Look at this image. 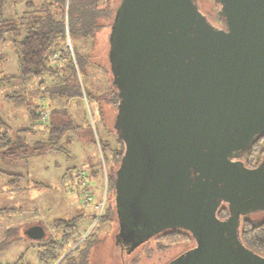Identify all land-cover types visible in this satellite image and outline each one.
<instances>
[{
    "label": "water",
    "instance_id": "obj_1",
    "mask_svg": "<svg viewBox=\"0 0 264 264\" xmlns=\"http://www.w3.org/2000/svg\"><path fill=\"white\" fill-rule=\"evenodd\" d=\"M215 1L224 26L197 0H122L115 12L124 149L114 200L149 233L190 232L196 245L169 264H264L239 239L240 215L264 208V159L253 168L239 160L264 136V0ZM25 234L40 239L44 228ZM118 234L130 250L141 240Z\"/></svg>",
    "mask_w": 264,
    "mask_h": 264
},
{
    "label": "trees",
    "instance_id": "obj_2",
    "mask_svg": "<svg viewBox=\"0 0 264 264\" xmlns=\"http://www.w3.org/2000/svg\"><path fill=\"white\" fill-rule=\"evenodd\" d=\"M23 1V5L18 2ZM122 0H0V40H4L5 35L12 33L17 38L18 72L15 75L22 80L27 78L35 79L36 87L42 88L41 91L46 94L47 106L41 108L49 110V115L45 122L41 121V108L37 105L27 103L24 91L10 92L3 96L10 101H16L25 106L28 111L30 124L21 128L9 131L6 121L0 113V155L12 159L25 160L28 156H36L45 151L67 150V147L74 136H77V128L80 123H74L72 117L66 109L70 99L75 100L78 107H83V120L86 122V132L90 138L84 142H94L98 144V150L103 156L104 162L109 158L105 154V149L111 148V142L108 139L103 142L99 136V131L95 127L91 130V120L94 116L99 120L100 126L111 135L115 142V148L109 149L111 158L110 168L106 167V189L107 193L111 191L110 200L107 206L100 208L99 214H94L96 222L110 221L116 224L115 228L122 227L124 233L145 231L139 244L149 239H157L160 246L167 247L180 242L193 240L189 231L183 228H166L155 233H149L148 228L137 220L130 219L121 211L114 200V180L115 171L123 155L124 142L116 131L118 124V96L113 62H111V25L115 22V12L121 5ZM214 5L218 3L214 0ZM23 10L20 15L6 17L4 7ZM53 13L60 14L58 19L53 17ZM20 10V9H19ZM201 12L202 9L200 8ZM213 10V8H212ZM210 12V11H209ZM209 12H205L207 19L213 23L209 17ZM217 21H221L218 11ZM23 29V33L19 30ZM67 37H72L82 44L77 51L76 44H69ZM81 52V53H80ZM98 74L102 80L98 79ZM81 78V81H80ZM82 78L87 80L88 87L82 85ZM1 80V77H0ZM97 81V83H95ZM93 82V83H92ZM34 83V84H35ZM103 85L105 89L99 90ZM84 97V99H82ZM45 98V97H44ZM82 99V100H81ZM52 100L60 102L57 106H50ZM106 107H105V106ZM108 107V108H107ZM39 108V109H38ZM37 122L39 124H37ZM40 124H44L47 134L46 138L36 136L34 133ZM95 136L92 138L93 134ZM34 134V138L29 139V135ZM80 136V135H79ZM79 138V137H78ZM81 141V140H80ZM109 158V160H110ZM264 158V136L255 138L249 149L241 154L239 160L243 166L248 168L256 167ZM98 168V167H97ZM92 169L91 173L95 176L99 173L98 169ZM6 184L11 186L12 190L20 188L22 185V174L15 172L11 175ZM41 186H45L40 182ZM47 187V186H46ZM8 188V190L10 189ZM106 193V195H107ZM109 194V193H108ZM97 205V204H96ZM248 211L241 215L239 224V239L253 252L264 255V214L259 219L249 217ZM217 217L223 219L229 213L228 207L223 202L218 210ZM81 214H75L72 217L55 218L53 226L59 231L61 240L52 236L48 242L50 245L45 253L39 259L51 260L56 264H85L89 245L96 242L100 237L96 232L87 231L83 238L76 235V222ZM116 222V223H115ZM119 224V225H118ZM137 230V231H136ZM15 227L6 228L2 235L5 237L0 241V248L9 245L18 236ZM118 233V232H117ZM124 235V234H123ZM123 235L118 234L119 246L131 247L132 242L124 239ZM109 240L112 237H108ZM80 239V240H79ZM127 242V243H126ZM134 247L137 248L140 245ZM71 248V249H69ZM133 249V250H134ZM40 253V252H39ZM178 254L171 257L166 264L171 263Z\"/></svg>",
    "mask_w": 264,
    "mask_h": 264
},
{
    "label": "rangeland",
    "instance_id": "obj_3",
    "mask_svg": "<svg viewBox=\"0 0 264 264\" xmlns=\"http://www.w3.org/2000/svg\"><path fill=\"white\" fill-rule=\"evenodd\" d=\"M197 1L202 11L206 13L210 11L208 16L211 17L212 22L217 23V26H222V22L217 21V12L214 13L218 9V6L214 5V0ZM18 5H23V1L18 2ZM18 8L20 10H14L8 5L5 6V16H19L23 8ZM54 10L55 8L52 9V13ZM53 17L58 19L60 14L53 13ZM19 31L20 33L24 32L23 29ZM4 38V40H0V113L6 121L9 131L12 132L30 124V119L24 105L6 99L3 96L4 94L10 92L22 93L24 91L26 100H28L27 103L31 102V105H37L35 108L38 106L41 108L43 104L46 105L48 99L45 96L46 94L41 91L42 88L38 89L36 87L38 84L36 85L34 78L22 80L15 76L18 72L17 51L19 48L14 40L17 38L9 32ZM66 40L69 44L73 40L77 51L81 50L82 47L79 48V46L82 44L77 38L72 37V40H70L67 37ZM101 77L98 74L97 78L102 80ZM82 85L88 87V82L84 78H82ZM103 89L105 87L101 85L99 90L103 91ZM78 99L80 98L74 97L65 104L68 113L72 117V121L81 125L80 128L76 129L77 136L75 135L70 144L66 146L67 150L60 149L59 151H54L49 149L42 154L29 156L28 162L22 159L18 164L15 163V159L0 155V171L4 170L7 175L11 170L13 173L22 174V185L20 188H16L14 191L8 185L1 187L3 191H0V195H5L6 199L9 200L5 203L7 208L4 210L7 211H0V214L4 212L3 215L5 217L3 221H11L16 218L17 214L21 215L22 221L17 224L16 228L17 234L21 235L25 233L28 223L38 222L44 228V235L40 239L26 237L22 239V237H19V239L13 240L7 247L0 248L1 264H56L57 262L51 263V260L44 259L42 261L41 259L39 261L38 259L50 246L48 244L51 240L50 234L55 233L54 236L57 235L56 232L58 230L53 226V220L62 217L69 218L75 214H81L75 224L76 235L80 239L91 229L100 236L96 242L89 245L85 264H166L171 257L179 255L180 252L194 245V240L162 247L157 239H149L144 241V243H138L140 246L135 249L133 248L134 250H130L127 248V245L123 247L117 243V232H119L120 228H115L117 226L116 222L114 224L108 220L95 223L96 218L93 215H98L101 210L100 207L107 206L109 202H112L109 197L111 191L108 194L106 189L105 172L106 167L110 168L111 166L108 150L115 148V142L112 140L111 135L109 136L110 133L108 134L102 126L99 127L101 124L95 116L94 119H90L91 130L93 132L95 123L101 140L105 142L108 139L111 142V148L105 149V154H107L110 160L106 158L104 162L97 143L83 141L89 139L90 136L86 132V122L81 117L83 116L84 106L78 107L75 104V100ZM59 104L60 102L57 100H52L50 106H57ZM37 124L39 123L37 122ZM44 128V124H40L39 128L36 126L37 131L34 134L46 138L47 134ZM34 134L29 135V139L34 138ZM94 136L95 133L92 138ZM3 164H7V167H3ZM91 168H97L99 173L93 176ZM7 175L0 172V179L4 181L5 178L7 179ZM37 181H42L45 186H36ZM8 188L10 189L8 190ZM96 204L99 207L95 208ZM263 214V210H258V212L249 213L248 216L259 219ZM0 230L2 231L1 228ZM16 232H13V236H15ZM144 235H147L145 231L135 236L134 240L142 239ZM4 237L5 234L0 237V241ZM108 237H112V239L109 240ZM38 250L40 252L39 255H37Z\"/></svg>",
    "mask_w": 264,
    "mask_h": 264
},
{
    "label": "crops",
    "instance_id": "obj_4",
    "mask_svg": "<svg viewBox=\"0 0 264 264\" xmlns=\"http://www.w3.org/2000/svg\"><path fill=\"white\" fill-rule=\"evenodd\" d=\"M29 157V156H28ZM28 157L25 159V162H28ZM8 160V159H7ZM20 160H22V159H18V160H14L15 161V163H19V162H21ZM25 164H27V163H25ZM4 166L3 167H7V164H3ZM5 169V168H4ZM7 169V168H6ZM8 170L10 171V169L8 168ZM1 172V174H6L7 175V173L4 171V170H1L0 171ZM15 173V172H14ZM13 172H12V170H11V172H8V175H7V179L5 178V180L3 181L2 179H0V183H1V185H0V191H3V188L1 189V187H3L4 185H7L5 182H7V180H10V178L12 177L11 175L12 174H14ZM9 177V178H8ZM40 182H42V181H37V183H36V186L37 185H41L40 184ZM5 183V184H4ZM15 191V190H14ZM10 195V194H9ZM7 197L5 196V195H0V211H4V212H6L7 210H4V209H6L7 207H6V205H5V203H7L9 200H7L6 199ZM95 208H96V205H95ZM12 210H14V209H12ZM3 212V213H4ZM3 213H1L0 214V228L2 229V231L0 230V237H2V233H3V231L5 230V227L6 228H11V227H15V228H17V224L19 223V222H21L22 221V217H21V215H16V218H14V219H12L11 220V218H10V220L11 221H6V220H4L3 221V219H4V215H3ZM33 224H38L39 225V223L38 222H32V223H28V225L26 226V229L28 228V226L29 225H33ZM7 225V226H6ZM56 228V227H55ZM21 229V228H20ZM17 233V232H16ZM57 233V235L56 236H54V234L53 233H51L50 234V236H52V237H54V238H57V239H59V241L61 240V237L59 236V231H57L56 232ZM19 237H22V239H24V237H26V238H29V237H27L26 236V234L24 233L23 235H21V234H18V236H17V238H16V240L17 239H19ZM11 244V243H10ZM8 246V245H7ZM6 246V247H7ZM38 246V245H37ZM3 248H5V247H3ZM69 249H71V248H69ZM37 255H39V250H38V252H37ZM1 260V259H0ZM39 261H40V259H38ZM42 261H43V259H42ZM0 264H1V262H0Z\"/></svg>",
    "mask_w": 264,
    "mask_h": 264
},
{
    "label": "flooded vegetation",
    "instance_id": "obj_5",
    "mask_svg": "<svg viewBox=\"0 0 264 264\" xmlns=\"http://www.w3.org/2000/svg\"><path fill=\"white\" fill-rule=\"evenodd\" d=\"M222 26H224V24L222 23ZM264 159V158H263ZM262 159V160H263ZM259 164V163H258ZM225 204H226V202H225ZM226 206H227V204H226ZM258 210H263L264 211V208H262V209H258ZM258 210H249V211H252V212H258ZM246 212H248V211H246ZM245 214V213H244ZM242 215V214H241ZM241 215H240V222H241ZM240 224V223H239ZM137 231V230H136ZM130 234H133L134 236L135 235H138V234H140V233H138V232H132V233H130ZM124 238H125V235H124ZM196 245V243L194 244V245H192L190 248H188V249H186V250H184L183 252H186V251H190V249H192V248H194V246Z\"/></svg>",
    "mask_w": 264,
    "mask_h": 264
},
{
    "label": "built area",
    "instance_id": "obj_6",
    "mask_svg": "<svg viewBox=\"0 0 264 264\" xmlns=\"http://www.w3.org/2000/svg\"><path fill=\"white\" fill-rule=\"evenodd\" d=\"M39 111H41V121L45 122L49 115V110L47 108L46 109L41 108ZM96 207H99V206L96 205Z\"/></svg>",
    "mask_w": 264,
    "mask_h": 264
}]
</instances>
